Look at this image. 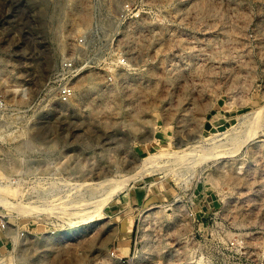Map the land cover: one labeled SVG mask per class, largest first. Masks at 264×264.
<instances>
[{"label":"rangeland","instance_id":"1","mask_svg":"<svg viewBox=\"0 0 264 264\" xmlns=\"http://www.w3.org/2000/svg\"><path fill=\"white\" fill-rule=\"evenodd\" d=\"M0 97V264H264V0H0Z\"/></svg>","mask_w":264,"mask_h":264},{"label":"built area","instance_id":"2","mask_svg":"<svg viewBox=\"0 0 264 264\" xmlns=\"http://www.w3.org/2000/svg\"><path fill=\"white\" fill-rule=\"evenodd\" d=\"M129 10V7H127ZM126 58H121V63H125ZM77 68L75 61L72 59L64 60L58 70V73L53 77L54 88L58 99L62 103H68L75 94V85L73 84L76 76ZM8 105L3 98L0 97V112H5Z\"/></svg>","mask_w":264,"mask_h":264},{"label":"crops","instance_id":"3","mask_svg":"<svg viewBox=\"0 0 264 264\" xmlns=\"http://www.w3.org/2000/svg\"><path fill=\"white\" fill-rule=\"evenodd\" d=\"M143 193H144L143 198H156V199L164 198L163 197L164 194L161 190H158V192H157L153 188L145 190ZM129 233H130V231H126L125 233H123V234H126L125 235L126 238L124 240H130L129 235H127Z\"/></svg>","mask_w":264,"mask_h":264},{"label":"bare ground","instance_id":"4","mask_svg":"<svg viewBox=\"0 0 264 264\" xmlns=\"http://www.w3.org/2000/svg\"><path fill=\"white\" fill-rule=\"evenodd\" d=\"M75 5H76V4H75ZM75 7H76V6H75ZM85 19H86V18H85ZM152 158H154V157L151 156V159H152ZM137 175H138V174L132 175L131 178H132L133 180H135V179L138 178Z\"/></svg>","mask_w":264,"mask_h":264}]
</instances>
